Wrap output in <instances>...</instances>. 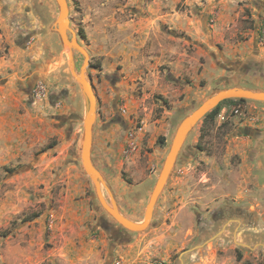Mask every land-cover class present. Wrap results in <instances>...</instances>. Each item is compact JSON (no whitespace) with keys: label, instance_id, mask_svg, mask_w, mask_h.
Wrapping results in <instances>:
<instances>
[{"label":"rangeland","instance_id":"374dc122","mask_svg":"<svg viewBox=\"0 0 264 264\" xmlns=\"http://www.w3.org/2000/svg\"><path fill=\"white\" fill-rule=\"evenodd\" d=\"M26 1L0 0V88L25 92L31 84L29 94L19 95L25 105L20 113L26 108L28 113L36 112L34 103L41 100L36 105L42 108L38 112L45 123L36 133L15 129V135L30 145L22 146L18 157L0 148V264H264V248L259 247L264 246V103H227L212 121L201 119L181 149L149 227L140 233L128 232L102 210L82 170L84 103L81 96L69 93L77 92L75 83L70 89L66 80L59 81V71L50 72L52 67L68 70L56 56L59 49L54 54L45 46L42 62L25 68L14 53L20 47L33 52L30 47L40 31L32 29L48 17L47 10L27 15L31 7ZM67 2L70 29L89 55L87 77L97 101L93 139L101 153L95 149L93 164L115 188L112 197L117 207L124 206L132 217L139 193L130 186L148 179L154 185L172 138L159 136L163 143L157 142L159 137L155 141L163 155L154 175L150 174L154 159L146 155L152 149L146 147L145 135L141 148H136L125 132L127 141L118 158H104L109 146L101 130L112 118L108 99L112 88L121 90L114 82L123 80L124 91L142 101V114L133 119L131 133L146 123L149 110L154 109V118L163 111L158 104L173 105L177 95L167 98L164 94L172 93L177 79L188 89L181 120L214 92L229 86L264 90V0ZM73 54L78 70L83 58ZM18 63L24 70L14 69ZM37 86L44 89L39 99L32 95ZM59 99L63 101L58 103ZM7 112V107L0 112L4 117L0 132L6 131L5 138L11 129ZM102 191L110 203V193L104 187ZM225 204L233 209L239 204L251 217L241 226V218L235 215L224 224L223 220L215 228L208 227L210 213ZM198 213L207 220L204 237ZM143 214L144 210L139 212L140 221ZM183 217L186 226L181 228ZM229 223L225 234L233 231L238 241L249 246L250 252L243 253L249 258L245 263L233 259L232 246L215 241L223 233L220 228Z\"/></svg>","mask_w":264,"mask_h":264},{"label":"crops","instance_id":"0c3cea01","mask_svg":"<svg viewBox=\"0 0 264 264\" xmlns=\"http://www.w3.org/2000/svg\"><path fill=\"white\" fill-rule=\"evenodd\" d=\"M28 3L29 2L27 0L25 2V5L27 7L30 6L31 10L27 12V15L30 14L32 16L35 10H43V11L47 10L48 17L45 19L46 23L41 20L39 22L40 26L35 27L34 29H32L33 25L30 26L33 31L34 30L40 31L39 37L36 43L30 47L33 49V52L31 53L28 52L29 48L27 47H20L18 51L14 50V53L16 52V54L19 56L20 58L19 62H22L23 64L21 65L24 66L25 68L26 64L33 65V64L42 62V59H43L42 55H43V50L45 49V46L46 48L51 47L52 49H54V54L59 49L58 53H56V56L59 55V58L61 59V61L63 60L62 61L63 64L64 63L67 64L68 70L62 69V66H61V68L52 67L51 68L52 70L50 69V72L56 73L57 71H59V75H58L59 81L61 82V81L66 80L67 81L66 83H68V85L70 86L68 88L70 89L73 88L72 83L73 84L75 83L78 88L77 92L74 93L71 90H69V93L72 96L74 94L76 97H78L77 95L81 96V101L83 102V97H82L80 88L78 84L76 83L74 77L72 76V73L70 70L68 54L64 52L60 44L59 38L56 32L54 31V23L58 16V9H57L55 2H53V0H31V3L30 4ZM27 20L31 21L30 19H28V16H27ZM49 53H52V52H49ZM28 57H30L29 62L27 61ZM72 57H73L72 58L73 65L75 69H77L76 62H75V54H73ZM16 66L15 68L13 66V68L16 71L20 72L24 70V68L21 69L19 67V63ZM32 79L35 80L37 78L33 77ZM175 83L177 87L176 88L174 87L175 89L172 90V93L166 92L164 94L165 97L167 98L168 96H170V98L174 97V93L177 95L178 98H176L175 102H173V105H170L169 107H167L165 106L164 103L158 104L159 108L163 110L162 112L159 113V116L157 117L154 116V118H151V114L153 113L154 109L149 110V113L147 114V119L144 120L146 123H144L142 127L138 128L137 131L135 132L132 131L133 133H131L129 131L133 129V124H132L133 119L140 117V115L142 114V110L140 109L142 105V101L140 100V97H138L134 93H129L128 90H127L128 92L124 91L125 82L123 80L117 83L114 82V86L116 85V87L117 86L121 87V90H117L115 87L112 88V93L109 97H111L112 95L113 96L108 99V101L110 100L109 113H112V118L109 119L110 121L109 126L106 129L101 130V134H103L105 146H109L108 148L104 149V153H105L103 154L104 158H107L109 160L118 158V155L123 151L122 148L124 146V143H126L127 141L126 139L123 138V134L125 132L130 133V137L132 139H130L129 143L131 145H135L136 148H138V146L141 148V146L143 145L144 135H145L148 137V140H149L147 141L146 147L152 149V152L150 154L146 153V155L154 159L153 170L151 171L150 174L154 175L156 173L155 167L158 164V161H160L161 156L163 155V148H161L160 146H155V141L159 136L165 137L166 140H168L169 136H171L172 138L174 129L176 128L177 124L181 121V113L185 112L187 108L186 100H187L188 89L186 86H182V84L178 83V79L176 80ZM229 87H232V86H229ZM18 90L16 88L15 91L14 90L8 91V88H0V112H3L7 107L9 111L7 112V116L8 117L11 116V118L8 119L9 121H11V123L8 125L9 127H11L10 135L7 136V138H5L3 136L4 135L3 133H5L6 131L0 132V148H6L7 150L13 151L12 156L14 157H18L19 155L22 154L20 150L22 146L24 148L30 147L28 142H26L25 138L21 139L20 137L16 136L15 133L17 131H23V130L27 132H32V133L40 132L42 124L45 123V121H43L44 116L42 115V112L41 111L38 112L39 110L38 108L40 109L42 108L36 105L41 100H37L34 103L36 110H37L36 112L31 111L30 113H28L29 110H27L26 108L25 112H23L22 114L20 113V110H21L20 107L23 106V103H22L23 98L20 97L19 95H21L22 93L23 96L24 95L26 96V94L24 91L22 92ZM59 100L60 101L58 103L63 101V99H59ZM154 106L157 107L156 105ZM182 118H184V116ZM57 119L59 118L57 117ZM3 120H4V117L3 116L0 117V127L4 124ZM144 121H142V124ZM174 124H176V126ZM16 128H17V131L15 130ZM166 140L165 142H167ZM94 141L95 139H93V143H92V154H91L92 162H93V158L95 157V153H98V152H95L96 151L95 149H98L100 152L98 143ZM100 145L103 146V144H100ZM101 175L104 177L103 174ZM150 182L151 180L148 179L144 182L139 183L138 185H135L132 187L130 186V190L132 189V190H135L137 193H139L138 194L139 199L138 200L136 199L137 202L134 204L136 207V211H133L132 217L126 214V212L124 211V208H125L124 206L119 205L118 209L120 213L133 222H140L139 212L145 209L147 195L148 196L150 195L151 189L154 186L153 185L151 187ZM107 183H109V180ZM109 185H110L109 188L111 189V195L113 194V196H115V191H114L115 188L112 187L111 183H109ZM127 195H128V192L127 194L125 193V196ZM126 206H128L127 203H126ZM183 218H184L183 219L184 223L182 222V220H180L181 228H184L186 226L184 224L187 218L185 217Z\"/></svg>","mask_w":264,"mask_h":264},{"label":"water","instance_id":"95a60500","mask_svg":"<svg viewBox=\"0 0 264 264\" xmlns=\"http://www.w3.org/2000/svg\"><path fill=\"white\" fill-rule=\"evenodd\" d=\"M53 1L58 9V16L54 23V31L59 38L62 48L68 53L72 76L78 84L83 97V131L79 150V159L82 170L90 179L93 185L95 198L102 210L122 229L131 233L143 232L150 225L155 205L174 170L181 149L195 125L202 118H204L206 114L216 108L221 102L226 100H246L264 103V90L248 89L239 86L218 90L205 99L198 107H196L179 122L173 133L170 147L162 162L156 181L148 197V201L144 209L143 219L140 222H133L120 213L106 181L92 162L91 154L93 128L96 120L97 101L92 84L87 77L89 55L79 44L75 33L70 29L69 5L67 0ZM73 52L80 54L83 58V62L78 70L75 69L72 62ZM102 187L110 193V203L105 199Z\"/></svg>","mask_w":264,"mask_h":264},{"label":"flooded vegetation","instance_id":"af4514ba","mask_svg":"<svg viewBox=\"0 0 264 264\" xmlns=\"http://www.w3.org/2000/svg\"><path fill=\"white\" fill-rule=\"evenodd\" d=\"M237 215V218H241V222H240V226L242 225V223H246L248 221V219L251 217V214L247 212V210H243V208L241 206H239L238 204V207L236 208H232L230 205H223V206H220L218 208H215V210H213L211 213H210V216H209V223H210V226L208 227H211V228H215V226L218 224V223H222L223 220V224L225 222H227L229 220V217L230 216H235ZM227 218V219H226ZM205 219V220H204ZM235 219V218H234ZM206 218L203 217L202 214L198 213L197 214V224L201 227V230H200V236L201 237H204L205 234H206V230L204 229L206 225L205 223ZM232 223H229L227 227H224V225L220 228V229H223V233L220 234V236L218 238L215 239V241H218V240H223V242H226L225 244H229L228 246H226L227 248H230L232 246V252H233V259L236 261L239 259V261L241 262H247L249 261V258L248 256H244L243 253H245L244 251H248V253L250 252L249 250V246L247 245V243L245 241H238L234 236H233V231L228 235H226L225 233H227V228L229 226H231ZM235 225H237L235 223ZM219 226V225H218ZM221 231V230H220ZM245 238V236H244ZM259 247H263L264 246H259Z\"/></svg>","mask_w":264,"mask_h":264},{"label":"trees","instance_id":"16d2710c","mask_svg":"<svg viewBox=\"0 0 264 264\" xmlns=\"http://www.w3.org/2000/svg\"><path fill=\"white\" fill-rule=\"evenodd\" d=\"M29 87H30V88H29ZM27 88H28V91H25V94H26V95L30 93V90H31V84H29V85L27 86ZM27 88H26V89H27ZM245 101H246V100H226V101H223V102H221L216 108H214V109L211 110L208 114H206V115L204 116V118H202V120H203V122L206 121V120H210V121H212V120L215 118V116L218 114V112H219L221 106L224 105V104H227V103H244ZM163 141H164V140H163L162 137H159V139L157 140V142H159L160 144H162Z\"/></svg>","mask_w":264,"mask_h":264},{"label":"built area","instance_id":"2783aa9c","mask_svg":"<svg viewBox=\"0 0 264 264\" xmlns=\"http://www.w3.org/2000/svg\"><path fill=\"white\" fill-rule=\"evenodd\" d=\"M43 92H44L43 87H41V86H37L36 89L33 90L32 95L35 96L36 99H37V98L39 99V98L44 94ZM234 112L237 113V110H234ZM226 113H227V112L224 111V112L222 113V115H220V119H221V120L224 119V115H225Z\"/></svg>","mask_w":264,"mask_h":264}]
</instances>
